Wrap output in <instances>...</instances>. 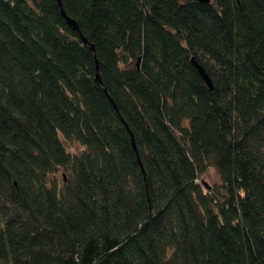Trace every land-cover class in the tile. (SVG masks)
Segmentation results:
<instances>
[{
  "label": "trees",
  "instance_id": "16d2710c",
  "mask_svg": "<svg viewBox=\"0 0 264 264\" xmlns=\"http://www.w3.org/2000/svg\"><path fill=\"white\" fill-rule=\"evenodd\" d=\"M0 264H264V0H0Z\"/></svg>",
  "mask_w": 264,
  "mask_h": 264
},
{
  "label": "water",
  "instance_id": "95a60500",
  "mask_svg": "<svg viewBox=\"0 0 264 264\" xmlns=\"http://www.w3.org/2000/svg\"><path fill=\"white\" fill-rule=\"evenodd\" d=\"M194 1H197L199 3H204V4H208L210 2V0H194ZM61 14L65 17L67 24L72 28V30L78 31V27H77L76 23L72 19L67 17L64 14L62 9H61ZM82 41L86 43L85 38H82ZM90 48H91V50L93 49L92 47H90ZM191 63L194 66V68L196 69V71L198 72V74L200 75V77L202 78V80L204 81V83L206 84V86L211 90L212 84H211V81H210L208 75L205 73L204 69L200 65H198V63L193 58L191 59ZM136 65L138 66V62ZM95 78H96V80H99V77L97 74H96ZM130 139H131L132 147L136 153V147H135L134 140H133V137L131 134H130Z\"/></svg>",
  "mask_w": 264,
  "mask_h": 264
},
{
  "label": "rangeland",
  "instance_id": "374dc122",
  "mask_svg": "<svg viewBox=\"0 0 264 264\" xmlns=\"http://www.w3.org/2000/svg\"><path fill=\"white\" fill-rule=\"evenodd\" d=\"M63 143L66 147V149L70 152H79V150H81V147L78 145V143L74 142V141H66L63 140ZM62 174V172L60 171L58 173V177H60ZM203 180L208 183L209 185H218L220 183L219 178L215 172L214 169L209 168L206 173L203 176Z\"/></svg>",
  "mask_w": 264,
  "mask_h": 264
}]
</instances>
